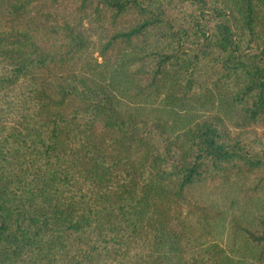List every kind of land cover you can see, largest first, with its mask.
<instances>
[{"label":"trees","instance_id":"16d2710c","mask_svg":"<svg viewBox=\"0 0 264 264\" xmlns=\"http://www.w3.org/2000/svg\"><path fill=\"white\" fill-rule=\"evenodd\" d=\"M0 264H264V0H0Z\"/></svg>","mask_w":264,"mask_h":264}]
</instances>
